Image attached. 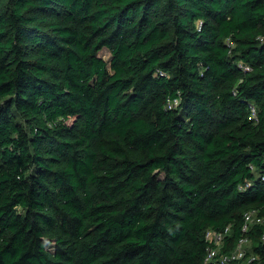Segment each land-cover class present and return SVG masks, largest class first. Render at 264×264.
<instances>
[{
  "label": "trees",
  "instance_id": "trees-1",
  "mask_svg": "<svg viewBox=\"0 0 264 264\" xmlns=\"http://www.w3.org/2000/svg\"><path fill=\"white\" fill-rule=\"evenodd\" d=\"M263 35L264 0H0V264H201L248 210L264 254Z\"/></svg>",
  "mask_w": 264,
  "mask_h": 264
},
{
  "label": "built area",
  "instance_id": "built-area-1",
  "mask_svg": "<svg viewBox=\"0 0 264 264\" xmlns=\"http://www.w3.org/2000/svg\"><path fill=\"white\" fill-rule=\"evenodd\" d=\"M259 39L264 40V35ZM240 67L244 72L250 70L246 65H240ZM176 103V100H168V108L175 106ZM249 112L250 117L256 120L257 113L254 105H249ZM261 224H263V218L257 215L255 210H248L243 215L239 236L234 240L230 238L229 224L219 229H206L204 231L206 247L201 264H262L261 258L264 254L252 249L250 237L251 229ZM260 239H264V232L260 234Z\"/></svg>",
  "mask_w": 264,
  "mask_h": 264
},
{
  "label": "rangeland",
  "instance_id": "rangeland-1",
  "mask_svg": "<svg viewBox=\"0 0 264 264\" xmlns=\"http://www.w3.org/2000/svg\"><path fill=\"white\" fill-rule=\"evenodd\" d=\"M99 56H101L104 60H109L110 55L107 49L103 48L101 51H99Z\"/></svg>",
  "mask_w": 264,
  "mask_h": 264
}]
</instances>
